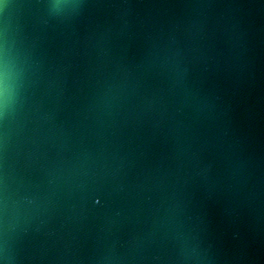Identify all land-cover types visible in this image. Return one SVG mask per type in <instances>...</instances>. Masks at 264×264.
Returning a JSON list of instances; mask_svg holds the SVG:
<instances>
[{
    "label": "water",
    "instance_id": "95a60500",
    "mask_svg": "<svg viewBox=\"0 0 264 264\" xmlns=\"http://www.w3.org/2000/svg\"><path fill=\"white\" fill-rule=\"evenodd\" d=\"M0 0V264H264V0Z\"/></svg>",
    "mask_w": 264,
    "mask_h": 264
},
{
    "label": "clouds",
    "instance_id": "9594fccd",
    "mask_svg": "<svg viewBox=\"0 0 264 264\" xmlns=\"http://www.w3.org/2000/svg\"><path fill=\"white\" fill-rule=\"evenodd\" d=\"M52 7L58 10L61 5L57 0ZM19 75L14 53L5 42L0 48V115L9 112L16 102Z\"/></svg>",
    "mask_w": 264,
    "mask_h": 264
}]
</instances>
